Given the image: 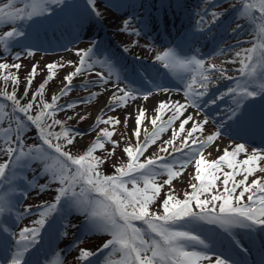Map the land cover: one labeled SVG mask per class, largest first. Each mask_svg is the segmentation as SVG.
<instances>
[{
	"label": "snow or ice",
	"instance_id": "snow-or-ice-1",
	"mask_svg": "<svg viewBox=\"0 0 264 264\" xmlns=\"http://www.w3.org/2000/svg\"><path fill=\"white\" fill-rule=\"evenodd\" d=\"M18 2L23 3V7H15ZM63 2L64 0H7L0 6V24L15 25L17 22L32 21L35 17H44L52 11L50 6ZM238 2L240 8L237 10V18L245 19L249 23L254 29L255 39L251 47L236 53L240 63L238 71L243 79H236L234 87H230L223 94L232 97L235 107L230 110L228 119L236 122L244 117L241 109L245 100L254 99L258 95L264 98V0ZM88 3L94 5V0H88ZM211 15L212 20L209 23H215L218 14ZM203 22L202 17L199 23ZM129 24V21L124 22L125 32L128 31ZM239 27L241 25L237 24V28ZM134 34L139 35V32L134 31ZM25 35L24 31L13 26L11 30L0 34V48L8 52L11 46ZM223 51L222 49L221 52ZM93 54L92 47L76 52L78 65L74 71L63 77L64 86L51 97V102L44 100L43 93L48 82L55 78L56 69L60 65L46 64L45 80L32 94L31 100L21 104L15 90L19 79L16 73L10 71H18L21 64L0 63V80L5 85L11 82L13 87L11 92L0 90V99L10 102L11 109L8 111V106L0 103V124L5 120L9 122L7 127L0 128V140L3 141L0 151L8 157L7 162L0 163V183L9 179V169L11 177L15 178L17 169L28 167L32 162H39L42 165L41 175L47 176L49 184L58 185L54 201L39 205V218L33 221V226H26L19 232L12 231L8 220L4 219L5 213L11 218L15 203L7 195L0 196V264H39L33 249L40 242L42 229L51 227L49 218L61 207L80 212L86 217L90 231H99L110 237L98 250H107L102 260L92 259L97 252L80 249L77 257L79 264H264V178H254L249 182V177L255 176L257 172L264 173V167L260 166V162L264 161V149L248 152L245 143L236 142L224 148L216 159L208 160L205 150L220 136L219 128L201 139L194 133L203 131L208 121L195 120L191 114L185 115L188 108L196 109V115H200L201 102H209L204 100V97L208 95L209 86L213 82V72L219 73V77L225 79L233 77L227 76L225 70L215 64L209 63L206 66V62L196 55L182 58L173 48L157 54L155 61L165 69L173 73L177 70L188 73V77L182 78L186 81V103H159L154 110L155 115L150 119L152 130L149 132L144 129L143 139L141 126L147 115L145 109L138 108L135 129L131 133L136 142L134 145L130 142L123 149L127 163L115 166L114 174L107 175L100 170L105 161L94 153L104 150L105 144L110 143L112 150L106 154L109 157L114 155L118 147V142L112 140L114 131L101 129L82 154L73 155L65 149L74 144L75 136L81 134H74L65 126L64 121L54 118L58 107L60 110L64 107H74V103L58 106V97L68 94L73 79L84 72L86 65L89 68L93 66ZM26 55L32 57L34 52L28 49ZM15 59H20L19 54ZM89 61L92 62L88 63ZM101 66L108 68L109 78L114 75L113 67L108 61H102ZM37 67L32 65L30 68L24 96L28 95ZM95 75L100 81L107 83L101 72ZM84 87L87 88V84ZM136 92V89L118 87L109 97L107 106L112 111L126 107L129 101L138 98ZM150 94L144 93L142 98L146 101ZM96 95L91 93L81 102L87 103ZM37 97L40 98L39 104L34 105ZM222 98L223 96H219L210 102L215 104L217 99ZM34 107L38 109L35 115L31 114ZM164 110L171 112L167 120L161 115ZM17 113L23 114L26 122L25 119L18 118ZM72 118L68 117L69 120ZM130 118L129 115L124 117L125 127ZM84 119L86 117H80V120ZM177 121L179 131L173 130L172 138L165 140L164 146L159 148V153H168L172 158L154 154L141 161L149 146L155 144L161 133ZM189 122H192L191 127L186 129L185 126ZM29 124L35 127L39 143L25 148L21 134ZM99 124L114 129L120 124V120L113 116L104 119L98 115L95 125ZM13 125L14 141L11 136ZM55 126L60 127L58 132L52 130ZM179 132H184L185 135L181 144L176 146L175 140ZM169 146H172L171 152ZM176 153L180 154L179 158L174 155ZM241 153L246 154L245 159H238ZM189 164L194 165L195 174L192 180L195 182H190L191 192L185 191L184 198L179 199L173 194L172 182L183 174ZM160 176H166L167 179L158 183L157 178ZM238 176L242 178L237 180ZM217 181H221L222 191ZM164 185L170 186V190L164 194L165 198L160 204L162 211H151L150 207L157 201ZM29 187L37 186L30 182ZM47 187V184L38 186L41 192L46 191ZM77 187L79 192L76 191ZM246 194L247 201L244 202ZM30 211V208H24L23 213H15V219H21L30 214ZM137 222L144 227H138ZM200 223L218 226L230 237L233 236L232 228L244 229L249 236L258 235L261 242L259 261H250L248 252L251 249L243 247L238 240L232 239L221 247L211 238L203 237L197 231ZM64 227L67 228L68 225L65 224ZM63 234L66 235V232ZM50 264H61L59 254Z\"/></svg>",
	"mask_w": 264,
	"mask_h": 264
},
{
	"label": "rangeland",
	"instance_id": "rangeland-1",
	"mask_svg": "<svg viewBox=\"0 0 264 264\" xmlns=\"http://www.w3.org/2000/svg\"><path fill=\"white\" fill-rule=\"evenodd\" d=\"M79 0H72L73 4H77ZM172 1V5H177L174 0H168V2ZM201 2L197 3L195 7H193V16L200 14H204L207 16L209 10L213 9L210 13H217L218 17L225 16L228 12L227 19L229 17H233V7H222L218 8L216 4H212L214 0L210 2L208 0H200ZM225 1V0H223ZM236 1L230 0L220 5L226 6ZM7 0H0V6L3 3H6ZM166 0H134L133 4H130V0H94V5H92L91 9L86 10L81 13L79 10L72 11V16L70 20H60L59 23L54 27L49 26L50 28L42 26L38 29H32L30 32V39L24 40L19 38V40L14 43L8 52H4L2 48H0V63H20L21 68L17 71L15 69H11L10 71L16 73L19 81L24 82L27 79L28 73L32 65H37V73L33 80V85H40L41 82L45 80L47 75V70L45 65L48 63H57L60 65L56 69V76L53 80L49 81L46 85L49 88L50 92H53L56 95L60 88L64 86L63 77L74 71L75 66L78 65L79 58L76 56V52L78 50H86L89 47L93 48L94 54L92 57V61H95L91 68L85 66V70L82 74L75 77L72 81L71 88L68 91L67 95H62L58 97L57 105L65 106L68 103H74V107L68 109L66 107L63 110H60L58 107V112H65V119L69 121L72 129H74L75 133H80L81 135L75 136L74 144L72 146L73 149H82L83 147L87 148V146L92 142L101 129L108 128L110 131H114V135L112 140L118 142V147H116L117 155H112L111 157L107 156V152L112 150V145L110 143L105 144L104 150H98L94 155L100 156L105 162L102 167L108 164V162H117L125 160V153L123 149L128 146L131 142L133 145L135 144V138L131 136V133L135 129V115L136 110L138 108L146 107V101L142 98L144 93H151V95L155 93L165 94L166 91L162 88V85L154 86L151 88L142 87L140 85H134L131 81H126L125 78V65L127 63H134L132 58L142 59V60H153L155 56L164 50L172 47L170 44L167 46H158V44L152 39L148 38L141 30L136 28L137 17L141 16V13L145 9H147L151 14L152 18L155 17L156 12L161 7L165 6ZM197 0H181L180 4L184 6L185 9H189L188 4L194 5ZM212 5V6H211ZM15 7H23V3L18 2ZM212 7V8H211ZM172 8V7H170ZM95 9V10H93ZM192 9V7H191ZM209 13V14H210ZM232 14V15H231ZM52 15V12H50ZM194 17L191 19L192 27L194 24ZM199 18V16H198ZM212 20V16L208 17ZM111 20L114 22L113 31L106 30L105 21ZM226 19V20H227ZM237 20H241L236 18ZM129 21L128 31H124V22ZM218 21V20H217ZM198 21L196 25V30L199 28ZM18 22L15 25L12 24H0V34L4 31H9L13 26H17ZM210 24V23H209ZM209 24H204V28H207ZM232 29L233 31L237 26V22H233L231 18ZM236 25V26H235ZM86 26L87 31L84 27ZM105 26V27H104ZM92 29V31L90 30ZM250 29V26L248 27ZM236 30V29H235ZM134 31L139 32V35H135ZM229 31V29H228ZM224 28L222 35L220 37L221 42L223 43L227 37L230 41H224L230 44L229 49H227L224 53L221 51L217 54H214L211 57H208L204 61L207 64H218L221 68H223L226 72V75H232L234 70L238 69L239 58L236 56L237 52H243L244 49L252 46V41L249 40L248 43H240L239 37L244 36V33L240 32V30L228 35ZM245 32V29H244ZM112 35V42L104 48L99 46V43L102 45L106 44V40H99L103 35ZM254 35L253 31L247 33V37L251 38ZM51 38V39H50ZM228 45V44H227ZM229 46V45H228ZM99 47L103 50L99 52ZM31 49L34 52L32 57H28L26 55L27 50ZM174 49V48H173ZM106 50V51H104ZM179 55V51L175 49ZM103 51V54H102ZM122 55L120 56L119 55ZM19 54L20 59L16 60V55ZM183 58V57H182ZM89 61L88 63H91ZM108 61L112 67L114 75L111 78L108 77V68L102 67L101 62ZM233 61V62H229ZM71 62V64H69ZM238 64V65H237ZM97 72H101L107 83L104 81H100L99 78L95 75ZM229 72V73H228ZM117 74L119 79L117 80ZM176 74V75H175ZM173 80H177L178 73H174ZM215 75V72L212 73ZM216 77H218V83H226L224 79L219 77V74L216 73ZM149 82L152 81V77L146 78ZM95 82V83H92ZM223 83V84H224ZM87 84V88L84 85ZM227 83L226 86H228ZM118 87H128L132 89H136L138 98L135 101H129L128 105L123 108H117L115 111H112L107 105L108 100L111 94L114 91H117ZM91 93H96V97L87 103H82L81 101L85 100L90 96ZM21 94V93H20ZM170 95V94H169ZM173 98L171 101L166 100L164 102H178V103H186L184 98V92H180L179 94H171ZM21 96L18 98L20 99ZM22 104V103H21ZM8 110V109H7ZM103 110V111H101ZM10 111V110H8ZM197 110L193 108H188L185 115H193L195 120H207V124L204 125L203 131H198L194 133L196 137L203 139L207 135L215 132V128L212 126V117L203 114L201 111L200 115H196ZM21 115V114H20ZM100 115L104 119H107L109 116L116 117L120 120V124L116 125L115 128H110L108 125L99 124L95 125L96 117ZM129 115L131 118L128 120L127 127L124 124V117ZM162 118L167 120L171 115V112L164 110L161 112ZM84 116L86 119L80 120V117ZM68 117H73L72 119H68ZM21 119H25L24 117H20ZM183 119V118H181ZM209 119V120H208ZM6 121V120H5ZM26 122V120H25ZM160 121H158V124ZM191 123L185 126L186 129L191 127ZM4 124V123H3ZM3 124H0V128ZM95 125V127H94ZM179 121L174 123L171 128L167 129L165 132L161 133L160 139L156 141L155 144L149 146L144 156L141 157V160L146 157H152L154 154L166 155L169 159L172 156L168 155V153H159V148L164 146L163 142L165 140H169L172 138L173 130L179 131L178 129ZM152 124L149 123V117L144 120L141 126V139H143L144 129H147L149 132L152 130ZM23 137V143L25 148L29 145L33 144L34 138V130L28 125L25 131L21 134ZM184 132H179L177 139L175 140V145L179 146L184 137ZM11 136H15V130L11 133ZM221 137L214 142L212 146L205 150V156L208 160H214L223 152V147L216 143L220 141ZM190 142V141H189ZM0 144H3V141L0 140ZM171 147L169 146V152H171ZM254 148H248V152H251ZM210 153V155H209ZM177 158H179L180 154H174ZM246 154L241 153L238 159H245ZM7 160L8 157L6 153L0 151V163L2 161ZM260 166L264 167V161L260 162ZM42 165L39 162H32L30 166L17 169V175L15 178H12L10 175L11 169H9V179L5 180L6 183L9 184L12 192L10 191L6 194L9 198L15 203V209L11 218L7 213H5L4 219L8 220V224L11 223L12 231L19 232L20 229L24 227L33 226V221L38 219L39 216L37 213L41 210L38 206L42 204H50L54 201V197L56 195V188L58 185L49 184L47 176L41 175ZM227 171V169H225ZM195 174V169L193 164H189L188 167L183 171V174L180 177H177L172 182L173 194L177 197H183L184 192H191L190 182H195L192 180V176ZM221 180H222V174ZM242 177H237V179H241ZM254 178H264V173L257 172L255 176L249 177V182H251ZM167 179L166 176H160L157 178L158 183H162L163 180ZM16 182V183H15ZM30 182H34L37 187H29ZM47 184L46 191H39V185ZM217 184L220 185V190L222 191V183L221 181H217ZM170 190V186L164 185L162 188L160 198L162 197L164 192H168ZM15 192V193H14ZM239 189L237 190V194ZM23 193V195L21 194ZM14 194V196L12 195ZM158 201V199H157ZM247 201V194L244 197V202ZM30 208V214L23 216L21 219H15V213H23L24 208ZM83 214L76 210L69 211L66 207H61L56 213H54L53 227L47 228L42 235V243L40 244V248H42V252L46 249H50V246H55V252L50 255V258H46V263L50 264L51 261L57 258V254H59V260L61 264H76L79 262L77 260L80 249H88L89 245L93 244L98 245L101 243H105L110 237L107 234H104L99 231L92 230L90 231L86 220L82 219ZM51 217L49 218V220ZM84 224V226L80 227V223ZM67 224L68 227L65 228L64 225ZM79 225V228H76ZM10 226V225H9ZM141 227V226H138ZM76 228V231H75ZM75 231V233H74ZM197 231L203 237L211 238L218 246H225V242L223 238H218L210 229L200 223ZM66 232V235L63 233ZM74 233L75 237H72ZM236 236V234H234ZM236 240L240 241L243 247L247 249V245L249 243V238H242L241 236H236ZM65 249L66 243H70ZM75 245V246H73ZM34 250V249H33ZM107 250L102 252L101 258H97L94 261L102 260ZM100 257V256H99Z\"/></svg>",
	"mask_w": 264,
	"mask_h": 264
},
{
	"label": "trees",
	"instance_id": "trees-1",
	"mask_svg": "<svg viewBox=\"0 0 264 264\" xmlns=\"http://www.w3.org/2000/svg\"><path fill=\"white\" fill-rule=\"evenodd\" d=\"M51 9H52V14L53 16L56 18V17H66V18H71L72 16V11L70 10H74V11H80L81 13L85 12L87 10L88 7H92V5H90L88 3V0H79L77 4H73L72 0H64L63 4H60V5H52L50 6ZM53 23V20L51 19V15L48 13L46 16L44 17H35L33 18L32 21H24V22H18L17 27L18 29L24 31L26 33V35L24 36L25 38H27L29 36L28 32L32 29V28H41L42 26L44 27H49L50 24ZM22 38V37H21ZM26 80H24V82L22 81H19L18 85L16 86V94H17V98H20V101L22 104H26L28 103L30 100H31V97H32V94L37 90L38 86L39 85H31L29 91H28V95L27 96H24L23 93H24V89L26 87ZM42 83V82H41ZM0 90H6L8 92H11L13 90V87L11 85V82H9L7 85L4 84V82L2 80H0ZM21 93V94H20ZM54 95L53 92H50L49 88H47V86L45 87V90H44V93H43V96H44V100L46 102H51V97ZM39 100L40 98L37 97L36 101H34V105H38L39 104ZM0 103H5L8 107L7 109L8 110H11L10 109V102H7L3 99H0ZM38 109L36 107L33 108L31 114L35 115L36 111ZM59 109H57L56 111V115H55V119H59L61 121H64L65 122V126L69 129H71L73 131V133L75 134V131L74 129H72V126L71 124H69V121L65 119V112H58ZM18 118L20 117H23V114H19L17 113L16 114ZM26 120V118H25ZM49 123H51V121H48ZM8 121L6 120L4 122V124L1 126V128H5L8 126ZM29 126L34 130V138H33V144L32 145H35L37 143H39L38 141V134L35 130V127L30 125ZM53 131H59L60 130V127L59 126H55L53 129ZM73 145L69 146L68 148H66L65 150L66 151H70L73 155H79V154H82L83 151L86 149V147L84 148H80V149H73L72 148ZM117 149V148H116ZM117 151V150H115ZM115 155H117V152H114ZM144 160V159H143ZM141 160V161H143ZM122 163H127V157H126V154H125V160L122 161ZM121 164L120 161H111V162H108L107 165H105L104 167H102V165L100 166V170L104 173V174H107V175H111V174H114V167L115 166H119ZM130 187V186H129ZM79 187L76 188V191L79 192ZM165 193L167 192H164L162 197L160 198V196L157 198L158 201H156L151 207H150V210L151 211H155V212H161L162 209L160 208V204L162 203L163 199L165 198ZM179 199H183L184 196L181 198V197H178ZM193 207H195V205L193 204Z\"/></svg>",
	"mask_w": 264,
	"mask_h": 264
},
{
	"label": "bare ground",
	"instance_id": "bare-ground-1",
	"mask_svg": "<svg viewBox=\"0 0 264 264\" xmlns=\"http://www.w3.org/2000/svg\"><path fill=\"white\" fill-rule=\"evenodd\" d=\"M186 13V12H185ZM185 16H187V13L185 14ZM189 20V19H188ZM187 20V21H188ZM186 21V22H187ZM175 23V22H174ZM105 26L107 27V30L108 31H113V26H114V22L113 21H111V20H106L105 21ZM106 36H108V38H109V40H111L112 41V39L111 38H113L112 37V35H106ZM171 96H169V97H166V96H153V97H150L148 100H146V107H144L145 108V110H146V115H148V117H149V123H150V119H151V117L153 116V115H155V108H156V106L159 104V103H161V102H164V101H166V100H169V101H171ZM217 145L219 144V147L220 146H222L223 148H226V147H229L230 145H233V143L231 142V140H229V139H224V140H220V141H218L217 143H216Z\"/></svg>",
	"mask_w": 264,
	"mask_h": 264
}]
</instances>
